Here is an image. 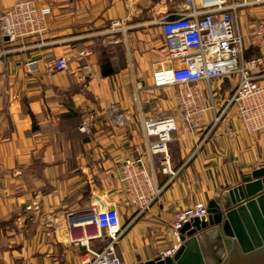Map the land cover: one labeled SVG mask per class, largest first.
Listing matches in <instances>:
<instances>
[{
	"label": "crops",
	"instance_id": "obj_1",
	"mask_svg": "<svg viewBox=\"0 0 264 264\" xmlns=\"http://www.w3.org/2000/svg\"><path fill=\"white\" fill-rule=\"evenodd\" d=\"M16 1L0 0V10ZM36 2L51 10L45 33L0 43V264H81L87 250L109 243L92 218L105 207H113L122 226L113 245L118 259L143 264L164 257L174 245L176 211L219 200L226 186L264 166V133H247L233 110L215 125L207 112L189 130L177 110V89L153 87V73L173 65L158 19L181 10L182 0ZM256 23L248 27L239 17L247 59L253 43L264 51V37L253 35ZM46 54L69 58L68 69L49 75L42 63L29 68ZM85 65L91 77L81 70ZM233 87L231 80L211 83L217 109ZM113 103L133 115L132 123H107ZM85 112L89 134L79 131ZM163 116L177 125L165 164L174 176L162 172V155L153 157L162 191L138 214L124 203L120 167L143 152L140 119ZM36 200L41 209L26 211Z\"/></svg>",
	"mask_w": 264,
	"mask_h": 264
},
{
	"label": "built area",
	"instance_id": "obj_2",
	"mask_svg": "<svg viewBox=\"0 0 264 264\" xmlns=\"http://www.w3.org/2000/svg\"><path fill=\"white\" fill-rule=\"evenodd\" d=\"M264 4V0H182L181 10L158 19L162 31L163 47L171 67L160 68L152 75L154 88L175 87L177 110L185 128L199 126L201 117L210 112L215 125L223 115L233 110L243 128L250 134L264 133V56L245 57L244 38L239 27L238 11ZM51 15L49 7L40 6L36 0H18L9 8L0 10V43H16L46 31V22ZM253 35L264 37V24L256 23ZM7 37L8 41H3ZM83 53L79 55V59ZM70 59L46 54L28 63L29 68L42 63L49 75L68 69ZM87 74L91 68L82 66ZM91 77V76H90ZM83 81L84 77H80ZM228 80L234 83L231 95L217 109L211 83ZM202 85H206L204 88ZM111 126L125 127L133 121V115L111 104L105 112ZM92 119L85 112L79 131L89 134ZM144 137L143 152L134 159L125 160L121 167L120 186L125 195V205H134L138 214L146 211L161 193L154 183L152 159L162 155L163 173L174 176L167 163V146L177 130L171 116L144 117L140 119ZM1 200V190H0ZM41 209L38 200L25 207L28 212ZM94 222L99 231H104L109 243L99 252L86 251L81 264H126L115 255L116 243L122 226L119 215L105 207L94 211ZM206 205L197 203L176 211L170 224L174 245L163 256H172L180 245V230L193 218L206 217Z\"/></svg>",
	"mask_w": 264,
	"mask_h": 264
},
{
	"label": "water",
	"instance_id": "obj_3",
	"mask_svg": "<svg viewBox=\"0 0 264 264\" xmlns=\"http://www.w3.org/2000/svg\"><path fill=\"white\" fill-rule=\"evenodd\" d=\"M206 214L183 225L172 256L143 264H264V166L226 186Z\"/></svg>",
	"mask_w": 264,
	"mask_h": 264
},
{
	"label": "rangeland",
	"instance_id": "obj_4",
	"mask_svg": "<svg viewBox=\"0 0 264 264\" xmlns=\"http://www.w3.org/2000/svg\"><path fill=\"white\" fill-rule=\"evenodd\" d=\"M258 6H249L244 9V12L240 14V10L238 11V16L242 18V22H245L248 27L251 25L253 26L255 22L263 21L264 22V4L259 5V9H253L257 8ZM246 10H248L246 12ZM254 10H257L254 12ZM253 43L252 41H250ZM245 43V42H244ZM257 44L253 43L247 48V52L250 55L249 58L257 57V56H264V51L263 52H257V47L255 46ZM259 44H261L260 47L264 48V41H261ZM260 51V50H259ZM257 253V252H255Z\"/></svg>",
	"mask_w": 264,
	"mask_h": 264
},
{
	"label": "trees",
	"instance_id": "obj_5",
	"mask_svg": "<svg viewBox=\"0 0 264 264\" xmlns=\"http://www.w3.org/2000/svg\"><path fill=\"white\" fill-rule=\"evenodd\" d=\"M108 74H110L109 72H103V75L107 76Z\"/></svg>",
	"mask_w": 264,
	"mask_h": 264
}]
</instances>
